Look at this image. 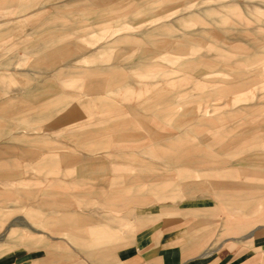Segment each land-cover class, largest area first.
<instances>
[{
	"label": "rangeland",
	"instance_id": "374dc122",
	"mask_svg": "<svg viewBox=\"0 0 264 264\" xmlns=\"http://www.w3.org/2000/svg\"><path fill=\"white\" fill-rule=\"evenodd\" d=\"M224 2L229 0H0V237L29 205L46 211L43 200L59 196L65 208L117 231L98 243L67 241L47 226L41 229L51 237L42 233L28 245L0 238V263L115 264V250L137 228V218L150 212L189 202L258 211L264 202V0L219 4L226 21L207 23L201 8ZM206 27L217 28L223 40L202 31ZM178 41L185 43L182 49L172 47ZM204 43H220L230 56L231 64L216 66L211 77L199 64L193 70L180 65L207 51ZM62 46L67 51L56 53ZM193 49V55L181 54ZM255 53L261 62L250 60ZM98 67L124 74L123 84L113 86L116 93L88 89L81 71ZM156 70L166 74L146 88L151 85L138 73L154 78ZM226 72L244 84L218 93L222 82L214 79ZM99 95L115 103L109 121L95 105ZM161 96L165 102L157 103ZM66 101L78 102L81 113L58 121ZM169 108L170 123L157 114ZM174 120L179 122L172 125ZM183 133L188 143L166 158L159 143ZM256 136L258 143H248ZM73 168L78 182L66 172ZM227 168L239 176H217ZM185 170L215 175L186 177ZM157 176L171 182L160 194L147 184ZM121 185L131 190L117 196Z\"/></svg>",
	"mask_w": 264,
	"mask_h": 264
},
{
	"label": "crops",
	"instance_id": "0c3cea01",
	"mask_svg": "<svg viewBox=\"0 0 264 264\" xmlns=\"http://www.w3.org/2000/svg\"><path fill=\"white\" fill-rule=\"evenodd\" d=\"M232 1L229 0L230 3L224 2L215 5H205L201 8V16H203L207 23L212 25L214 23H224L226 20L223 13H218L221 10L218 8V5L228 7ZM202 31L210 33L216 39L223 40L217 28L206 27ZM219 45L220 43L200 44V47H205L207 51L199 52L197 57H184L180 65L190 67L193 70L195 65L199 64L206 68L205 71H201L204 77L214 76V74L219 72L216 66L231 64L230 56L225 51L223 52L220 49L222 46L219 47ZM184 46L185 43L182 41L172 44V47L176 49H182ZM196 50L181 52V54L193 55L196 53ZM66 51L67 49L62 46L57 48L56 53L61 54ZM249 58L255 62L262 61V55L260 53H255V55H251ZM172 61L176 62L175 60ZM240 69L238 68V70ZM238 70L236 69L234 72ZM100 72H105V75L98 77L91 76L94 73ZM158 72L160 73H157L154 78L144 77L145 75L141 77L139 73L138 76L140 77V81L145 82V85H151L146 87L150 88L155 86L156 76L162 77L166 74L165 71L159 70ZM234 72L221 73L220 79H214L222 82L215 91L225 94L233 86L243 85L244 83L241 84V82L240 84H236L238 78L232 79ZM83 74L88 75L86 77L87 87L89 90L94 91L95 94L100 93L101 90L105 91L106 94L116 93L119 87L113 86L123 84L120 83V80L124 74L109 67H98L97 71H92L89 68L84 69L81 71V75ZM189 77V75L182 74L183 79H188ZM96 98L95 105L100 108L101 112L106 113L102 121H109L111 115H108V113L109 111L116 110L115 103L100 95ZM161 99L162 96L157 103H161V101L165 102L164 99ZM78 105V102L66 101L64 103L65 114L59 116L57 120L63 121L66 117H78L81 113ZM152 105L156 104L154 103ZM81 106L83 107V105ZM2 107L4 108L3 105ZM148 108L149 106L144 107L145 110ZM183 109L185 111L186 108ZM172 112H174L173 108H169L161 110L157 114L165 120L168 118L167 122L170 123L172 120L170 113ZM207 112L209 111L205 109L204 114H207ZM153 113L155 114V112ZM214 117L210 118L211 121L216 119ZM178 122L179 120H174L171 124L176 125ZM88 134L90 133L88 132ZM121 135H124V133L121 132ZM256 137L251 139L250 142L248 141V143H258L261 137ZM171 138L173 137L166 136L164 137L165 142L159 143L162 151L167 153L166 158L168 159L176 157L175 153L180 150L184 141L188 143L187 136L184 133L176 135L173 139ZM144 152L150 156L155 155L147 150ZM26 155L21 157L27 158ZM66 155L63 153L61 158L63 159ZM70 158L78 159L76 156H71ZM131 169L132 167L127 168V170ZM52 170L54 171L56 169ZM66 172L73 177L72 180L74 182H78L75 179L78 176L75 168L66 169ZM183 173L186 177L195 176L207 178V176L215 175L213 172L209 173L205 171V173H201L198 170H185ZM243 174L245 176L249 175V173L247 174L245 172ZM217 176L237 178L239 174L237 169L227 168L219 171ZM156 178V180L154 178L149 179L147 184L148 188L154 193L160 194L163 188L171 182L169 177H164L165 179L160 177L158 179L157 176ZM7 181L4 180V182ZM8 182L12 181L9 180ZM136 188H140V186ZM245 188L249 190L250 187ZM114 190L116 194H119L117 196H121L125 191L131 190V187L130 185L125 187L121 185ZM43 202L49 206V210L43 211L35 205H29L24 210L20 220L15 222L11 221L7 224L5 227L6 234L2 238L0 237L4 240L5 244L28 245L40 241L42 233H46V235L51 237L49 232L41 229V227L46 226L51 230H56L59 233V237L67 241L83 240L88 243H98L105 238L111 240L117 236L114 225L108 222H102L101 220H92L84 212L80 214L74 213L72 210L65 208L66 202L62 196L45 199ZM137 220V228L134 229L129 239L115 250V264H264V202L256 212L249 209L247 212L242 210L238 213L216 202L211 204L205 202H189L183 205H177L176 207H164L162 210L140 216ZM1 222L2 218L0 215ZM24 226L29 227L30 230ZM10 258L8 257L4 260H9ZM0 264L7 263L2 262Z\"/></svg>",
	"mask_w": 264,
	"mask_h": 264
}]
</instances>
